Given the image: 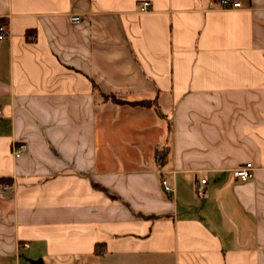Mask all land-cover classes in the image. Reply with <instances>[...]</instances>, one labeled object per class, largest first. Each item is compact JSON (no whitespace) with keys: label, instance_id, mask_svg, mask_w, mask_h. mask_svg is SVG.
<instances>
[{"label":"crops","instance_id":"0c3cea01","mask_svg":"<svg viewBox=\"0 0 264 264\" xmlns=\"http://www.w3.org/2000/svg\"><path fill=\"white\" fill-rule=\"evenodd\" d=\"M218 1L0 0V264H264V0Z\"/></svg>","mask_w":264,"mask_h":264},{"label":"built area","instance_id":"2783aa9c","mask_svg":"<svg viewBox=\"0 0 264 264\" xmlns=\"http://www.w3.org/2000/svg\"><path fill=\"white\" fill-rule=\"evenodd\" d=\"M221 7L224 8H231V7H240L241 2L237 0H219L218 1ZM151 3L149 1H143L141 4V11H147L150 8ZM70 20L72 23H80L82 20L81 15L76 14V13H71L70 14ZM9 35L8 31V25L6 23H0V39L6 38ZM28 149V146L26 143H17L14 142L12 145V151L15 157H19L22 155L24 151ZM255 175V166L253 165L252 162H246L244 164H241L237 168L233 169L232 171V177L235 180H240V181H248L252 178H254ZM207 179L203 178L201 179L200 185L197 187L198 193H203L204 192V184H206ZM165 188L167 191H174V188H172L171 185L167 183V181H164ZM9 185L3 184L0 182V194L1 191L8 188Z\"/></svg>","mask_w":264,"mask_h":264},{"label":"trees","instance_id":"16d2710c","mask_svg":"<svg viewBox=\"0 0 264 264\" xmlns=\"http://www.w3.org/2000/svg\"><path fill=\"white\" fill-rule=\"evenodd\" d=\"M33 31L29 30L27 33L29 34V33L33 32ZM104 99L105 100H111V101H113V102H115L117 104H128L130 106H138V105L154 106L156 104V100L155 99L127 100V99H122V98L118 97L116 94H113V93L105 94L104 95ZM0 181L10 182V180L6 179V178H1ZM95 250H96V252L98 254H104V252H105L104 245L102 243H97L96 247H95Z\"/></svg>","mask_w":264,"mask_h":264},{"label":"water","instance_id":"95a60500","mask_svg":"<svg viewBox=\"0 0 264 264\" xmlns=\"http://www.w3.org/2000/svg\"><path fill=\"white\" fill-rule=\"evenodd\" d=\"M34 264H42V260L41 259H38L36 261H33Z\"/></svg>","mask_w":264,"mask_h":264},{"label":"rangeland","instance_id":"374dc122","mask_svg":"<svg viewBox=\"0 0 264 264\" xmlns=\"http://www.w3.org/2000/svg\"><path fill=\"white\" fill-rule=\"evenodd\" d=\"M3 184H7V185H10L11 183L10 182H7V181H4L2 182ZM9 188V187H8ZM4 190L1 191V193H3Z\"/></svg>","mask_w":264,"mask_h":264}]
</instances>
